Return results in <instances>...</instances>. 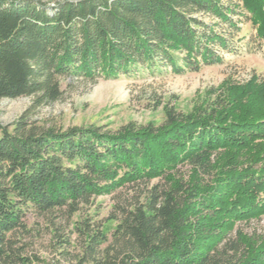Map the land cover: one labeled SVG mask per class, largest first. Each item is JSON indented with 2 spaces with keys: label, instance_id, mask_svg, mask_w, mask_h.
<instances>
[{
  "label": "trees",
  "instance_id": "obj_1",
  "mask_svg": "<svg viewBox=\"0 0 264 264\" xmlns=\"http://www.w3.org/2000/svg\"><path fill=\"white\" fill-rule=\"evenodd\" d=\"M243 13L264 38V0H0V99L57 101L61 77L199 71L223 61L214 45L231 49L204 18L239 32ZM206 105L116 132L0 123V264H61L16 238L27 214L71 217L127 184L114 244L78 223L75 264H264V229L243 228L264 217V79L227 80Z\"/></svg>",
  "mask_w": 264,
  "mask_h": 264
},
{
  "label": "rangeland",
  "instance_id": "obj_2",
  "mask_svg": "<svg viewBox=\"0 0 264 264\" xmlns=\"http://www.w3.org/2000/svg\"><path fill=\"white\" fill-rule=\"evenodd\" d=\"M44 1H50L53 6L59 0ZM249 16V13L231 15L240 28L239 32L227 23L204 18L218 33L229 39L231 49L213 46L223 58L221 63L205 64L199 71L184 74L146 73L96 81L83 77H61L62 96L57 101L35 107L36 96L1 98L0 123L11 125L28 113L30 123L45 128L67 130L94 125L116 132L129 124L160 126L171 109L183 114L195 112L214 101L227 80L242 83L253 75L264 79V38L257 37ZM155 183L157 180L151 182L152 185ZM132 186L127 184L111 194L94 198L90 205L82 206L71 217L62 212L42 216L29 212L25 218L27 231H18L16 238L26 245L29 256H37L48 263L75 264V256L81 252L75 226L84 220L100 224L109 239L104 247L114 244L113 234L118 225V220L112 219L117 214L115 205L121 197L126 199L134 195ZM52 223L63 227L59 235L55 234ZM243 228L246 232L254 229L261 232L264 217L243 225ZM61 240L67 242L61 243Z\"/></svg>",
  "mask_w": 264,
  "mask_h": 264
}]
</instances>
